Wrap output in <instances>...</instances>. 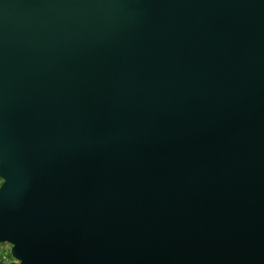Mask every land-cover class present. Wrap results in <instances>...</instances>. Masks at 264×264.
Masks as SVG:
<instances>
[{"label": "water", "instance_id": "water-1", "mask_svg": "<svg viewBox=\"0 0 264 264\" xmlns=\"http://www.w3.org/2000/svg\"><path fill=\"white\" fill-rule=\"evenodd\" d=\"M0 264H264V0H0Z\"/></svg>", "mask_w": 264, "mask_h": 264}, {"label": "built area", "instance_id": "built-area-1", "mask_svg": "<svg viewBox=\"0 0 264 264\" xmlns=\"http://www.w3.org/2000/svg\"><path fill=\"white\" fill-rule=\"evenodd\" d=\"M5 245H7L8 246V248L5 250H3V249H0V255H1V257H2V259L4 260V262L3 263H10V262H12L13 261V259L11 258V261L10 260H8V259H10V254H9V251H10V246L8 245V244H5Z\"/></svg>", "mask_w": 264, "mask_h": 264}, {"label": "rangeland", "instance_id": "rangeland-1", "mask_svg": "<svg viewBox=\"0 0 264 264\" xmlns=\"http://www.w3.org/2000/svg\"><path fill=\"white\" fill-rule=\"evenodd\" d=\"M0 184H1V180H0ZM8 248V246L7 245H5V244H0V249H7ZM8 260H10V259H8Z\"/></svg>", "mask_w": 264, "mask_h": 264}, {"label": "trees", "instance_id": "trees-1", "mask_svg": "<svg viewBox=\"0 0 264 264\" xmlns=\"http://www.w3.org/2000/svg\"><path fill=\"white\" fill-rule=\"evenodd\" d=\"M10 261H11V257H10ZM0 262H4V260L1 257V255H0Z\"/></svg>", "mask_w": 264, "mask_h": 264}]
</instances>
